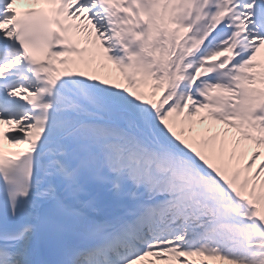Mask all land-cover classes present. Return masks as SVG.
I'll return each instance as SVG.
<instances>
[{"label":"snow or ice","instance_id":"snow-or-ice-1","mask_svg":"<svg viewBox=\"0 0 264 264\" xmlns=\"http://www.w3.org/2000/svg\"><path fill=\"white\" fill-rule=\"evenodd\" d=\"M0 264H264V0H0Z\"/></svg>","mask_w":264,"mask_h":264}]
</instances>
